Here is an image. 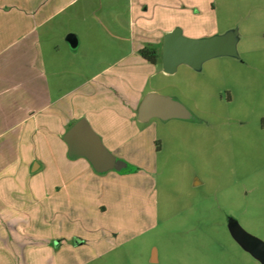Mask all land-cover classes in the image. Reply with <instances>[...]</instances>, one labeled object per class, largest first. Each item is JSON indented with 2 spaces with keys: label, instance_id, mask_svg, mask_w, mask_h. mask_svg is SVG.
Instances as JSON below:
<instances>
[{
  "label": "crops",
  "instance_id": "obj_1",
  "mask_svg": "<svg viewBox=\"0 0 264 264\" xmlns=\"http://www.w3.org/2000/svg\"><path fill=\"white\" fill-rule=\"evenodd\" d=\"M188 1L128 0L127 14L110 17L97 13L104 0H0V264H63L89 244L82 213L107 212L114 169L74 154L68 132L85 120L120 159L138 146L154 119L139 118L144 97L165 94L150 79L173 74L163 67L165 36L193 37L188 31L207 24ZM105 21L117 28L96 27ZM146 47L157 63L140 55Z\"/></svg>",
  "mask_w": 264,
  "mask_h": 264
},
{
  "label": "rangeland",
  "instance_id": "obj_2",
  "mask_svg": "<svg viewBox=\"0 0 264 264\" xmlns=\"http://www.w3.org/2000/svg\"><path fill=\"white\" fill-rule=\"evenodd\" d=\"M184 8L207 21L189 38L232 33L233 53L150 79L191 117L152 119L137 147L114 156L127 168L106 172L107 212L89 203L98 209L82 213L90 242L63 264H263L239 237L264 243V0H190ZM127 10L128 0H104L97 13ZM106 23L96 27L117 28Z\"/></svg>",
  "mask_w": 264,
  "mask_h": 264
},
{
  "label": "water",
  "instance_id": "obj_3",
  "mask_svg": "<svg viewBox=\"0 0 264 264\" xmlns=\"http://www.w3.org/2000/svg\"><path fill=\"white\" fill-rule=\"evenodd\" d=\"M67 41L75 46L77 39L73 35ZM234 50L232 33L223 36H213L204 39H193L182 34L180 29L168 33L164 39L162 54L163 67L168 73H174L177 67L184 63L193 67L217 55H231ZM191 115L178 101L168 96L148 93L139 108V118L148 121L151 118L160 120L188 119ZM67 141L74 154H83L90 158L98 169H115L122 171L127 165L116 159L101 144L85 120H80L68 132ZM240 241L247 246L264 264V243L242 234Z\"/></svg>",
  "mask_w": 264,
  "mask_h": 264
},
{
  "label": "trees",
  "instance_id": "obj_4",
  "mask_svg": "<svg viewBox=\"0 0 264 264\" xmlns=\"http://www.w3.org/2000/svg\"><path fill=\"white\" fill-rule=\"evenodd\" d=\"M140 55L150 63H157V52L155 49L152 48H143L140 51Z\"/></svg>",
  "mask_w": 264,
  "mask_h": 264
}]
</instances>
